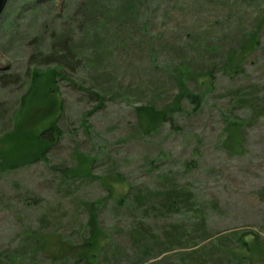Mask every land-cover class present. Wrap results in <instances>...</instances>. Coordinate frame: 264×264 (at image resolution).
<instances>
[{
	"label": "rangeland",
	"instance_id": "obj_1",
	"mask_svg": "<svg viewBox=\"0 0 264 264\" xmlns=\"http://www.w3.org/2000/svg\"><path fill=\"white\" fill-rule=\"evenodd\" d=\"M52 71L63 139L0 170V264H264V0H10L0 140L58 115Z\"/></svg>",
	"mask_w": 264,
	"mask_h": 264
},
{
	"label": "trees",
	"instance_id": "obj_2",
	"mask_svg": "<svg viewBox=\"0 0 264 264\" xmlns=\"http://www.w3.org/2000/svg\"><path fill=\"white\" fill-rule=\"evenodd\" d=\"M254 44H253V48L254 50L256 49V45L258 44V35L254 34L253 38H252ZM253 50V51H254ZM68 54V53H67ZM65 59H69L68 56L63 58ZM231 72L233 71H239L240 68V62H237L235 65L229 64ZM60 76V74H58L56 71H52V76H50L48 78V83L46 82V86H47V90H46V94L43 97L44 100L46 101H50L51 99H53L56 103V111L58 110V115H56V117H52L51 121L49 122V124L45 127L42 128L41 132L38 133V135L36 136H24V138L22 140L19 141V137H16V132H17V128L15 129L16 131H13L11 133H9L8 135H6V138L4 140H9L11 141V147L8 151V154L12 155V156H19V154L21 156H23L22 162H17V161H5V159L3 158L4 162H6V164H1L0 166V170L3 171H7V172H12V171H16L20 168H24L27 165H32L38 162H44V163H48V155L50 154V152L52 151V149L59 144V142L63 139V135H62V127L60 125V117L62 114V100L60 99V92H59V88L57 85V78ZM41 76L40 73H36L34 74V77L32 79L31 84H34L35 82H37L36 84L38 85V83L40 82ZM213 79V76L210 74L208 77L209 82H211V80ZM185 80H182L180 83L182 85L181 87V93L178 96V102L176 103V107L175 109L178 110H182L184 107V104H186L187 102H190L191 105L195 106L196 108L201 107L202 106V102L199 98L198 95L189 92L186 88H185ZM212 83V82H211ZM35 84V85H36ZM37 85L35 87H37ZM102 99V98H101ZM102 104L103 103V99L101 100ZM175 109L170 112L171 115V122H174V114ZM153 110H151V113H149V111H146L144 108L142 109H138V119L142 120L144 119L145 123L140 124L139 123V129L141 132H144L145 134H152L154 133V126L149 125V122L151 118L146 119L147 117L144 116L146 114H152ZM167 115H169L168 113L165 112V115L163 116V118L161 119V124H163V122L166 120ZM3 139L0 140V143L3 142ZM21 147H24L23 150H19ZM25 153V155H24ZM0 157V161L2 160ZM81 158V157H80ZM86 163L89 166H93V161H89L87 159ZM66 171H64L65 173ZM70 173V175L73 174V171H71L69 169L68 171ZM25 204H30L32 205L31 202H36L33 199L29 198V199H24ZM123 202V200L118 201L119 204H121ZM174 202V200H173ZM171 207H174V203H172ZM95 214H91V218H90V222H92L93 224L95 223L96 217L95 219L93 218ZM96 216V215H95ZM141 229L137 228L135 230V235L134 237L138 240L139 238H143L144 236H148L151 240L152 238L150 237V234L148 235L147 232H145L144 230L140 231ZM143 236V237H142ZM94 256L91 257L90 261H94Z\"/></svg>",
	"mask_w": 264,
	"mask_h": 264
},
{
	"label": "water",
	"instance_id": "obj_3",
	"mask_svg": "<svg viewBox=\"0 0 264 264\" xmlns=\"http://www.w3.org/2000/svg\"><path fill=\"white\" fill-rule=\"evenodd\" d=\"M10 0H0V17L2 16V14L4 13L8 3Z\"/></svg>",
	"mask_w": 264,
	"mask_h": 264
}]
</instances>
